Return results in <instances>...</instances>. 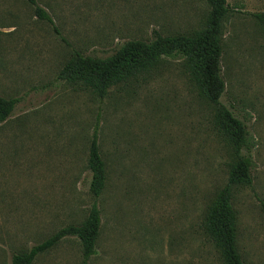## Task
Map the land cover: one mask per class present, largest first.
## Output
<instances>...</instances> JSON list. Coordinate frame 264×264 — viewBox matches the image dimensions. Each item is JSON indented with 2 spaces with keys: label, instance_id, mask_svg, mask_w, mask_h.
<instances>
[{
  "label": "rangeland",
  "instance_id": "rangeland-1",
  "mask_svg": "<svg viewBox=\"0 0 264 264\" xmlns=\"http://www.w3.org/2000/svg\"><path fill=\"white\" fill-rule=\"evenodd\" d=\"M0 0V95L20 100L0 124V264L70 223L94 202L90 143H99L108 184L99 199L102 232L90 264H223L204 232L208 207L227 184L232 149L215 108L182 59L100 98L59 77L74 50L108 56L131 39L192 33L208 19L206 0ZM222 101L251 132V186H235L238 246L246 264H264V0H228ZM82 247L64 237L33 264H81Z\"/></svg>",
  "mask_w": 264,
  "mask_h": 264
},
{
  "label": "trees",
  "instance_id": "trees-1",
  "mask_svg": "<svg viewBox=\"0 0 264 264\" xmlns=\"http://www.w3.org/2000/svg\"><path fill=\"white\" fill-rule=\"evenodd\" d=\"M28 2L33 7L34 14L40 20L49 23L59 34L60 30L47 9L38 0ZM206 2L210 14L202 29L175 35H164L155 29L151 38L128 40L106 57L74 50L60 70L59 77L81 88L90 89L100 98H104L111 87L139 74L150 72L166 58L184 60L202 94L214 105L215 127L227 140L233 155L228 182L217 193L206 211L204 232L221 253L223 264H246L238 246V216L233 205V190L235 186H251L254 181L251 132L245 119L240 118L232 107L222 101L226 89L221 65L224 23L234 10L228 0ZM252 14L264 25V11ZM19 100L18 97L0 95V124L10 118ZM98 130L99 124L95 127L90 143L89 190L94 202L87 217L81 223H70L60 228L30 249L14 251L10 264H33L41 253L69 236H75L80 240L81 264H90L91 257L97 254L103 226L99 199L109 179ZM262 208L264 211V202ZM0 242H3L1 237Z\"/></svg>",
  "mask_w": 264,
  "mask_h": 264
}]
</instances>
